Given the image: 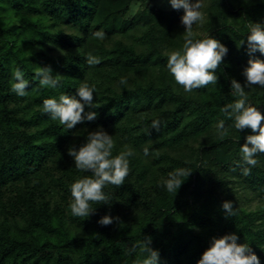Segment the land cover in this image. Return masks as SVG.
Masks as SVG:
<instances>
[{
  "label": "trees",
  "instance_id": "1",
  "mask_svg": "<svg viewBox=\"0 0 264 264\" xmlns=\"http://www.w3.org/2000/svg\"><path fill=\"white\" fill-rule=\"evenodd\" d=\"M132 2L0 0V264H133L139 249L131 255L128 249L143 236L159 250L160 264H196L212 237L229 232H236L238 243L248 242L264 264V204L244 208L232 187L240 184L264 198V153L257 165L244 164L239 147L252 130L237 131L221 112L234 100L230 78L243 85L248 60H264L259 51L250 55L239 45L250 21L264 22V0L205 1L197 32L216 37L228 52L217 83L191 93L166 67L167 53L179 45L171 25L180 11L144 6L129 18ZM136 23L144 27L138 49L123 39ZM99 30L105 38L96 37ZM89 55L99 62L88 65ZM39 66L51 67L61 81L57 89L39 85ZM16 68L29 80L25 97L11 91ZM122 77L126 84L119 83ZM82 82L95 85L98 106L91 110L97 116L64 130L41 110L42 101L61 92L75 95ZM247 91L264 112V88ZM155 117L162 127L146 133ZM220 119L222 137L216 132ZM98 126L112 134L113 154L126 147L136 154L124 184L105 189L111 203L93 204L88 218L73 217L69 188L83 173L67 149ZM179 167L192 170L173 197L162 180ZM244 167H250L247 175ZM224 200L233 201L234 216H225ZM181 206L187 212L177 220ZM105 214L119 219L98 223Z\"/></svg>",
  "mask_w": 264,
  "mask_h": 264
},
{
  "label": "clouds",
  "instance_id": "2",
  "mask_svg": "<svg viewBox=\"0 0 264 264\" xmlns=\"http://www.w3.org/2000/svg\"><path fill=\"white\" fill-rule=\"evenodd\" d=\"M174 9H183L181 23L184 26L183 43L179 48L167 53L166 67L175 82L182 86L185 92L191 93L196 89L214 85L218 81L217 70L222 63L228 49L219 39L209 33L198 34L194 31V25L202 24L205 20L204 0H168ZM246 40L241 38L239 45H245L251 55L259 51L264 55V22L250 21L247 24ZM96 37L103 39L106 33L99 30ZM99 62L95 55L87 57L88 65L92 66ZM243 85L235 78H230L231 94L233 102L225 104L221 112L232 119L233 127L238 131L245 128L251 129V133L240 144L239 153L244 164L255 166L258 163L257 155L264 153V112L249 99L248 89L259 86L264 88V60L250 58L243 68ZM11 91L19 97L28 95L29 80L25 77L23 69L16 68L12 74ZM35 78L43 88L57 89L61 81L52 73L50 66L38 68ZM126 78L119 81L126 84ZM94 84L82 82L76 88V94L70 95L61 92L56 96H48L42 101V111L51 120L57 121L64 130L74 128L78 123L94 120L97 113L94 110L98 105L95 103ZM88 107L90 110L85 111ZM163 121L160 117L153 118L146 126L148 129L159 131ZM216 132L219 136L226 134L225 121L220 119L216 123ZM115 141L103 127H97L88 131L84 141L79 146L69 147L68 155L72 157L75 168L83 173L71 183L70 213L73 217L88 218L95 208L93 204L111 203L110 194L105 191L109 185L120 186L130 171V158L136 153L132 147H126L113 154ZM144 157H148L150 147L142 149ZM192 170V169H191ZM191 170L179 167L170 171L162 180V187L174 195L181 184L189 176ZM250 167H244L245 175ZM222 208L226 217L236 214L233 201H222ZM114 218L105 214L99 218L102 225L111 224ZM236 232H229L218 237H212L209 245L201 253L196 264H260L259 257L255 254L248 242L238 243ZM139 254L133 264H160L159 250L151 247V237L143 236L142 239L128 249V253Z\"/></svg>",
  "mask_w": 264,
  "mask_h": 264
},
{
  "label": "rangeland",
  "instance_id": "3",
  "mask_svg": "<svg viewBox=\"0 0 264 264\" xmlns=\"http://www.w3.org/2000/svg\"><path fill=\"white\" fill-rule=\"evenodd\" d=\"M206 0H204L205 2ZM147 7V8H151L153 10H156L158 12H162V11H171V10H178L180 11V16L178 17L177 23L176 24H172V37L175 40V42L177 44H179L177 46V48L182 46L183 43V31H184V26L181 23V16L183 15V9H174L170 6V4L168 3V0H133L131 7H130V11L128 14V17L131 18L133 16V14L138 10L141 9L142 7ZM199 25H194V31L197 32V29ZM144 27L141 26V24H135L132 28H130L129 30H127L126 32H124L125 34L123 35V39L125 41H127L128 43L133 44L137 49L139 48V41L137 40V37L142 33ZM198 33V32H197ZM111 38L109 39H105L106 43H110L111 42ZM174 48H172L171 50H173ZM243 73V71H242ZM78 139V138H77ZM79 140H81V138H79ZM181 152L186 153L188 150L183 147L180 148ZM242 184V183H241ZM233 188H234V192H236V199L239 201L240 205H242L244 208L246 209H255L257 208L259 205H261L262 203L264 204V198L261 197L260 195H258L256 192L251 191L248 188H244L242 185L240 184H232ZM235 186V187H234ZM56 195V200L60 201V196ZM71 199L72 197H69V202L71 203ZM202 198H200L201 200ZM199 200V199H198ZM197 200V202L199 203V201ZM186 208L185 206H181L180 210H179V214L180 217L177 220H182L181 217L185 216V213L187 211H185ZM184 218V217H183ZM223 235V234H222ZM221 236V235H220Z\"/></svg>",
  "mask_w": 264,
  "mask_h": 264
}]
</instances>
